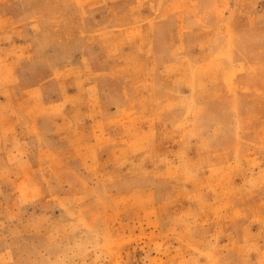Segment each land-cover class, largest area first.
I'll list each match as a JSON object with an SVG mask.
<instances>
[{"label": "rangeland", "instance_id": "obj_1", "mask_svg": "<svg viewBox=\"0 0 264 264\" xmlns=\"http://www.w3.org/2000/svg\"><path fill=\"white\" fill-rule=\"evenodd\" d=\"M0 264H264V0H0Z\"/></svg>", "mask_w": 264, "mask_h": 264}]
</instances>
